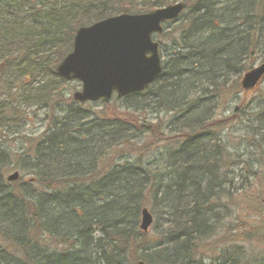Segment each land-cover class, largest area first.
Here are the masks:
<instances>
[{
	"label": "trees",
	"instance_id": "1",
	"mask_svg": "<svg viewBox=\"0 0 264 264\" xmlns=\"http://www.w3.org/2000/svg\"><path fill=\"white\" fill-rule=\"evenodd\" d=\"M169 1L0 0V92L42 75L41 87L13 92L21 103H49L59 88L49 79L78 28ZM181 2L189 11L176 32L158 35L170 37L159 43L167 57L160 77L143 93L116 99L129 109L146 97L135 112L168 115L173 145L150 156L152 145L135 140L150 130L159 138V125L136 130L122 114L88 119L76 103L73 114L58 115L31 164L18 161L19 182L0 173V264H264V183L252 191L237 183L263 180L264 90L249 92L258 90L253 108L242 98L229 117L209 116L215 105L237 100L250 62H264V0H194L190 9ZM7 108L2 94L0 126L16 123ZM234 120L246 122L248 162L230 155L215 133L238 126ZM7 159L0 152V170ZM230 166L239 167L231 177ZM20 172L31 184L19 185ZM144 206L152 217L170 216L172 231L147 240L139 230Z\"/></svg>",
	"mask_w": 264,
	"mask_h": 264
},
{
	"label": "rangeland",
	"instance_id": "2",
	"mask_svg": "<svg viewBox=\"0 0 264 264\" xmlns=\"http://www.w3.org/2000/svg\"><path fill=\"white\" fill-rule=\"evenodd\" d=\"M184 0H174V1H169L167 4H173L176 2H181ZM190 4H187V9L191 8V3L194 0H189ZM189 10H185L184 14H187ZM181 19L184 20V18L178 19L176 22L168 23L164 26V33L168 32H176V25L180 24L182 21ZM170 38V37H169ZM168 38V39H169ZM168 39H162L160 36H156L155 40L158 43H161L162 45L166 42L168 45ZM162 50V47H161ZM161 58H162V63L164 64V61L166 60V56L164 55L163 52H161ZM263 63L262 60L256 59L253 60L252 62L249 63V69H252L254 67H257L259 64ZM26 78V79H25ZM32 79V78H31ZM31 79H27V76L21 78L20 80H17L14 84V88L10 91L12 93H9L8 91L6 92H0V95L4 96V101L8 105V108L6 109L8 114H14V119L16 123H9V126H0V152L3 154L7 153L8 161L6 163L9 165L8 168H3L0 170L1 177L5 181L6 178L11 175L13 172H18L17 168L21 166V164L18 162L19 160H22V165H27L29 166L35 158L38 153L36 152L37 144L40 142L42 136L44 133L48 132L51 128H53V120L56 119V117L64 112H70L74 113L75 110L77 109L76 103L72 100V95L79 91L81 88V84L77 81H70L66 82L63 81L59 84L57 76L50 77L49 80H52L53 83H58L56 84L57 86L59 85L58 90L56 91L54 97L51 98V101L49 103H44V104H25L21 103L18 101V98L16 94L13 92L15 91L20 92L25 86V89L28 88H39L43 84L46 83V79L42 77V75H39L35 78V81L33 84V81ZM240 80V78H239ZM238 80V83H239ZM258 90L263 89L264 90V78L261 81V84L258 86ZM19 88V89H18ZM257 88V87H256ZM210 90V89H208ZM257 90V91H258ZM257 91L253 93L248 92L246 94H242L243 92L238 94V98L234 102H230L226 105L222 104H217L215 105L213 109H210L209 111V116L210 120H217V119H225L231 115V113L234 111L235 108L238 107L237 101L240 99H246V101H250V104L248 105L249 108L254 107L253 99L257 95ZM9 95H13L12 100ZM246 97H244V96ZM140 99H145V100H139L137 99L136 101L133 102L135 108L137 109L141 102L146 101V97H141ZM13 102V103H11ZM260 103H263L260 101ZM81 108L83 110H86L88 113H86L84 116L85 118L92 119L95 117H98L99 119H110L112 121H116L115 119L118 118L121 114L125 117L130 118L131 124H133V128L137 130V127H142L143 129H153L154 125H159L158 126V131H161V136L159 138L153 137L151 134L153 132L150 130V134L148 133H142L141 135L137 136L135 143L142 145V144H147L146 147H150V153H148L150 156L153 155L155 152L158 151H164L162 148L165 146L173 145L172 139L176 138V129L175 125H173V122H171L170 117L159 115L156 116V112L159 111V109H156L154 113H150L148 111L146 112H140L136 113L135 108H130L127 109L122 102L116 101V98L113 97L108 103V106H103L100 102L97 103H85V104H80ZM84 106V107H83ZM255 109V108H254ZM262 113L264 111L260 108L259 109ZM257 110H254L256 112ZM160 121V122H159ZM238 126L231 128L229 125H224V128L221 129L220 132H215V133H220L223 135L224 140L228 141L229 144L226 146V149L230 155H234L236 153H241L245 154L244 160L247 161L246 159L249 158V154L246 152L247 144H245V140L241 141L242 137V132L246 131L248 128L245 126L246 122L243 120H234ZM139 132V131H137ZM214 133V134H215ZM228 139V140H227ZM160 155V154H158ZM248 162V161H247ZM165 163L162 165L164 166ZM230 171V177L234 174H237V171L239 167H233L230 166L228 167ZM259 168V166H256L254 169L256 170ZM262 179L260 181H252L251 178H249L248 182L245 185V181L239 180L237 183L240 184L241 186H246L250 187V191L254 188H258L259 184L258 183H264V166H263V171H262ZM20 179H21V184L23 183H29V180H32L31 176H26L23 173L20 172ZM19 182V181H17ZM257 183V185H256ZM18 185V186H19ZM251 185V186H250ZM263 196H264V190H262ZM150 213V209L147 206H144ZM244 209V208H243ZM252 209V208H251ZM253 210V209H252ZM253 211V215H255ZM220 212L219 214H221ZM244 214H249L250 210L244 209L243 210ZM152 214V213H151ZM153 216V215H152ZM251 219H254L252 216ZM172 219L169 216V218L163 214L161 216L157 215V217L154 215L153 217V222L148 228L146 232H143L145 238L147 240L155 239L158 235L165 234L169 231H172ZM228 222V221H227ZM234 226V224H232ZM246 245H248L246 243ZM243 241L241 244L242 249L245 248ZM50 247H54V243L50 244ZM59 246H56L54 248H58ZM147 251V250H146ZM148 252V251H147ZM139 253H142L140 250ZM135 264V262L133 263Z\"/></svg>",
	"mask_w": 264,
	"mask_h": 264
},
{
	"label": "water",
	"instance_id": "3",
	"mask_svg": "<svg viewBox=\"0 0 264 264\" xmlns=\"http://www.w3.org/2000/svg\"><path fill=\"white\" fill-rule=\"evenodd\" d=\"M185 7L178 2L149 13L121 14L78 28L72 51L56 67V75L81 84L80 91L73 94V100L80 104L142 93L162 72L159 45L153 37L162 33L165 23L177 21ZM263 78L264 63L245 72L240 87L247 93ZM17 178L14 173L7 181ZM151 224V215L143 209L140 230L146 232Z\"/></svg>",
	"mask_w": 264,
	"mask_h": 264
}]
</instances>
